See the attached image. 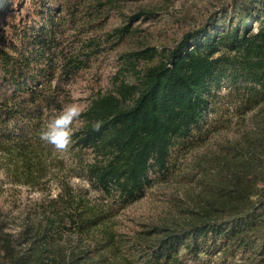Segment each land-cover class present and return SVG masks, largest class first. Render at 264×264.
I'll list each match as a JSON object with an SVG mask.
<instances>
[{"label": "trees", "instance_id": "trees-1", "mask_svg": "<svg viewBox=\"0 0 264 264\" xmlns=\"http://www.w3.org/2000/svg\"><path fill=\"white\" fill-rule=\"evenodd\" d=\"M117 2L0 0V197L4 182L47 191L32 222L22 221L17 230L0 223V264H188L201 253L226 257L250 247L264 255V238L248 241L250 231L264 229L259 198L223 223L195 221L146 241L116 230L111 211L89 195L99 190L120 206L142 197L150 173H168L173 148L199 133L201 138L202 121L212 112L211 88L220 82L244 110L264 103V0L235 6L229 19L185 32L172 47L120 53L110 90L98 92L84 108L66 157L39 139L42 122L69 101L67 85L101 48L95 37L65 42L61 13L82 34L88 26L97 31ZM10 10L16 13L7 17ZM150 14L138 10L107 35L121 38L133 21ZM96 121L103 122L99 131L93 129ZM240 165L264 181V161ZM72 176L89 187H74ZM239 181L225 182L223 197Z\"/></svg>", "mask_w": 264, "mask_h": 264}, {"label": "rangeland", "instance_id": "rangeland-1", "mask_svg": "<svg viewBox=\"0 0 264 264\" xmlns=\"http://www.w3.org/2000/svg\"><path fill=\"white\" fill-rule=\"evenodd\" d=\"M250 1L118 0L116 4L119 6L112 8L108 17L96 25L99 26L97 31L88 26L87 32L82 34L67 15L61 13L65 42L77 43L78 39L90 37L98 38L101 42V48L90 56L87 67L67 85L70 92L67 103L75 97L84 109L98 92L110 90L111 80L119 66L120 53L146 46L158 50L172 47L185 32L202 26L210 27L221 18L227 20L235 6L240 7ZM14 7V3L10 4L9 9ZM28 7L26 5L24 9ZM141 9L150 11V16L133 21L131 30L121 38L107 35L122 25L128 15ZM258 11L263 13V9ZM14 13L15 10H10L6 15L9 17ZM90 49L88 46L86 51ZM211 93L212 112L207 113L202 121L201 138H198L199 133L190 143L175 146L168 173L164 176L150 173L152 182L142 197L120 206L116 197L105 196L99 190L89 192L91 197L111 211L116 230L148 241L195 221L223 223L257 205V201H252L258 198L264 201L261 175L258 173L255 181L252 173L243 172L240 165L242 160L264 161V151L261 150L264 148V103L244 110L240 100L228 93L225 82L213 86ZM85 155L86 158L90 157L88 153ZM57 156L62 159L66 157L63 153ZM236 174H242L238 176L239 184H229L228 195L223 197L221 187L231 178L236 181ZM69 180L74 187H89L81 177L72 176ZM49 185L51 193L55 194L58 188L52 181ZM3 187H6V191L0 197V223L7 229L17 230L22 221L32 222L33 210L47 191L5 182ZM238 192L239 197L233 198ZM263 238L264 229L250 231L248 241L259 244ZM263 256L256 248H239L226 257L220 253H201L199 261H188V264H264L260 260Z\"/></svg>", "mask_w": 264, "mask_h": 264}, {"label": "clouds", "instance_id": "clouds-1", "mask_svg": "<svg viewBox=\"0 0 264 264\" xmlns=\"http://www.w3.org/2000/svg\"><path fill=\"white\" fill-rule=\"evenodd\" d=\"M54 112L53 116L42 122L38 129V137L56 151L66 153L72 145L74 126L80 122L84 109L74 97L72 102L63 104L60 109L54 110ZM102 124V121H96L93 124V129L99 131Z\"/></svg>", "mask_w": 264, "mask_h": 264}]
</instances>
